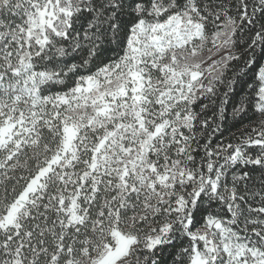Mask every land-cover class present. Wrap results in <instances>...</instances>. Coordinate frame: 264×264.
Returning <instances> with one entry per match:
<instances>
[{
	"label": "snow or ice",
	"instance_id": "obj_1",
	"mask_svg": "<svg viewBox=\"0 0 264 264\" xmlns=\"http://www.w3.org/2000/svg\"><path fill=\"white\" fill-rule=\"evenodd\" d=\"M0 264H264V0H0Z\"/></svg>",
	"mask_w": 264,
	"mask_h": 264
}]
</instances>
